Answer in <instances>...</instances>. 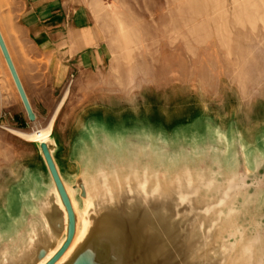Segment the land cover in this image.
<instances>
[{
  "label": "rangeland",
  "instance_id": "rangeland-1",
  "mask_svg": "<svg viewBox=\"0 0 264 264\" xmlns=\"http://www.w3.org/2000/svg\"><path fill=\"white\" fill-rule=\"evenodd\" d=\"M66 2L93 15L106 56L57 88L50 59L27 42L19 14L0 9L1 32L36 114L28 118L0 48V249L12 234L17 246L31 223L24 218L36 215L51 186L37 143L9 129L45 128L66 97L52 138L71 182L94 183L106 169L123 180L139 169L169 185L187 172L199 181L243 150L251 164L263 160L236 199L244 241L256 243L254 256L264 262V0Z\"/></svg>",
  "mask_w": 264,
  "mask_h": 264
},
{
  "label": "water",
  "instance_id": "water-1",
  "mask_svg": "<svg viewBox=\"0 0 264 264\" xmlns=\"http://www.w3.org/2000/svg\"><path fill=\"white\" fill-rule=\"evenodd\" d=\"M0 47L35 121L2 32ZM37 145L51 186L36 215L24 218L31 223L17 246L13 234L3 242L0 264H264L237 225L236 194L252 187L263 166L259 159L248 164L244 150L219 160L217 171L201 172L199 181L187 172L166 185L139 169L123 180L106 169L94 183L71 182L58 164L57 141Z\"/></svg>",
  "mask_w": 264,
  "mask_h": 264
},
{
  "label": "crops",
  "instance_id": "crops-1",
  "mask_svg": "<svg viewBox=\"0 0 264 264\" xmlns=\"http://www.w3.org/2000/svg\"><path fill=\"white\" fill-rule=\"evenodd\" d=\"M1 8L19 14L27 42L42 59H50L48 73L55 88L65 76L104 63V33L84 8L71 7L66 0H0ZM247 162L250 164L248 159Z\"/></svg>",
  "mask_w": 264,
  "mask_h": 264
},
{
  "label": "bare ground",
  "instance_id": "bare-ground-1",
  "mask_svg": "<svg viewBox=\"0 0 264 264\" xmlns=\"http://www.w3.org/2000/svg\"><path fill=\"white\" fill-rule=\"evenodd\" d=\"M1 32V30H0ZM3 35V33H2ZM4 41H5V37L3 35ZM6 43V42H5ZM7 46V45H6ZM1 48V47H0ZM9 49V48H8ZM2 51V49H1ZM3 53V52H2ZM10 53V51H9ZM11 55V54H10ZM12 59V57H11ZM13 60V59H12ZM15 63V62H14ZM8 65V63H7ZM16 66V65H15ZM17 69V68H16ZM22 80V79H21ZM65 97V96H64ZM66 98V97H65ZM65 98H63L61 100V102L59 103V105L57 106L58 108L56 109L54 115L50 118V120L48 121V125L43 128V129H38V130H34L31 132H23L17 129H9V131L11 132V134L14 136H17L21 139H24L28 142H34V143H43L45 141H48L51 139L53 131H54V126H55V121L60 113V110L62 109V105L64 104Z\"/></svg>",
  "mask_w": 264,
  "mask_h": 264
}]
</instances>
